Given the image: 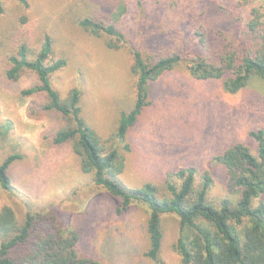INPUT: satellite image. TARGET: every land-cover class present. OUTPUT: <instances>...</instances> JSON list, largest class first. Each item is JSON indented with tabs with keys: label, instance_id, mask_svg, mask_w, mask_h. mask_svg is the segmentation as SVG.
Segmentation results:
<instances>
[{
	"label": "rangeland",
	"instance_id": "1",
	"mask_svg": "<svg viewBox=\"0 0 264 264\" xmlns=\"http://www.w3.org/2000/svg\"><path fill=\"white\" fill-rule=\"evenodd\" d=\"M29 7L13 11L15 3L0 13V162L19 154L9 168L18 191L14 202L29 200L57 210L66 226L78 234L80 256L103 264H152L143 257L144 225L148 209L143 203L122 208L92 174L80 169L70 144H54L57 122L53 114L34 113L39 95L24 96L23 88L36 83L25 71L8 78V57L20 43L38 51L44 34L54 43L53 57L66 65L51 75L52 86L65 92L82 90V116L102 138L114 130L119 110L133 96V77L125 48L110 49L105 38L85 32L80 16L98 14L117 18L126 45L159 52L174 48L179 40L205 30V49L217 53L222 33L234 38L253 6L264 0H28ZM24 15L25 21L20 17ZM150 104L128 130L130 150L122 151L125 166L119 179L128 188L160 182L167 171L193 166L213 171L212 198L224 192L225 168L214 160L235 143L253 146L247 131L264 128V80L253 76L235 93L223 90L218 79H197L183 64L164 72L150 84ZM33 110V113H32ZM117 144V142L115 143ZM0 187V208L14 205ZM18 203V202H17ZM21 209V208H19ZM162 257L179 264L171 244L177 236V217L163 215Z\"/></svg>",
	"mask_w": 264,
	"mask_h": 264
},
{
	"label": "trees",
	"instance_id": "2",
	"mask_svg": "<svg viewBox=\"0 0 264 264\" xmlns=\"http://www.w3.org/2000/svg\"><path fill=\"white\" fill-rule=\"evenodd\" d=\"M13 11L27 9L28 0H11ZM241 1V0H238ZM9 0H0V13L9 10ZM98 14L80 16L78 25L87 33L105 38L110 49L125 48L133 77V96L119 110L114 130L100 137L82 116V90L70 87L62 94L52 86L51 75L64 68L65 57L54 58L53 39L44 34L38 51L20 43L8 57V78L17 80L25 71L36 83L23 88L24 96L39 95L34 113L53 114L57 125L51 134L54 144H70L80 169L92 174L95 185L118 199L122 208L143 203L148 209L144 225L146 246L142 254L152 264H168L162 257L163 215L177 217V236L171 247L179 264H264V128L247 131L253 146L235 143L214 158L225 168L224 193L213 200V171L180 166L167 171L160 182L128 188L119 179L125 166L122 151L130 150L128 130L139 113L150 104V84L164 72L183 64L197 79H218L224 91L235 93L248 80H264V8L253 6L234 38L222 33L220 49H205V30L179 40L174 48L159 52L126 45L117 18ZM22 15L20 20L25 21ZM33 113V110H32ZM117 142V144H115ZM20 158L9 154L0 162V187L15 201L18 191L9 168ZM18 202V203H17ZM0 208V264H103L78 254V234L67 227L57 210L36 206L27 199ZM21 208V209H19Z\"/></svg>",
	"mask_w": 264,
	"mask_h": 264
}]
</instances>
